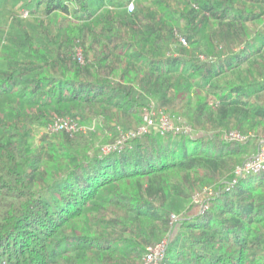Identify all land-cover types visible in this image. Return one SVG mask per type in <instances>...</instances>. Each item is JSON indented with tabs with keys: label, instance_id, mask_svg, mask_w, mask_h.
<instances>
[{
	"label": "trees",
	"instance_id": "obj_1",
	"mask_svg": "<svg viewBox=\"0 0 264 264\" xmlns=\"http://www.w3.org/2000/svg\"><path fill=\"white\" fill-rule=\"evenodd\" d=\"M151 104L190 129L124 139ZM260 126L264 0H0V264H143L169 234L161 264H264V172L224 137Z\"/></svg>",
	"mask_w": 264,
	"mask_h": 264
},
{
	"label": "built area",
	"instance_id": "obj_2",
	"mask_svg": "<svg viewBox=\"0 0 264 264\" xmlns=\"http://www.w3.org/2000/svg\"><path fill=\"white\" fill-rule=\"evenodd\" d=\"M135 4L130 1L127 5L128 11L132 12L134 10ZM181 42L186 44L184 38H180ZM81 59V53L79 52ZM159 123L161 132L164 133L170 130H180L181 128L172 125L169 118L164 110H157L156 107L151 104L150 111L144 115V122L136 130L130 131L126 134L125 138L136 137L138 135L145 134L149 131V128ZM67 131H77L81 129L79 124L70 118H59L53 124H51L47 130L49 132H57L61 130ZM225 139L231 141H243L248 139L250 136L248 134H243L238 130H230L225 132ZM110 148H108L109 150ZM264 172V139L261 140L257 146L256 151L240 166L235 170L237 176H245L249 174H257ZM236 179L233 180L235 182ZM213 186L205 187L204 193L211 195L213 193ZM201 193H197L193 196V202L198 205L202 210H206L209 205L207 202L200 198ZM179 219V216L175 213L171 214V224H174ZM168 243V236L162 239L160 242L147 247V250L143 257V264H161L164 258L166 247Z\"/></svg>",
	"mask_w": 264,
	"mask_h": 264
},
{
	"label": "rangeland",
	"instance_id": "obj_3",
	"mask_svg": "<svg viewBox=\"0 0 264 264\" xmlns=\"http://www.w3.org/2000/svg\"><path fill=\"white\" fill-rule=\"evenodd\" d=\"M23 14H24V16H27L28 13L27 12H24ZM149 111H150V109H148L146 111V113L149 112ZM167 116H168L169 121H170V123L172 125H174L176 127L178 126L180 128H183V127L189 128V125H190L189 118H188L185 110H182V113L180 114V117H173V116H171L170 113H167ZM262 127L263 126H260L255 131H248L247 133H245V134H248V136H250L249 137L250 138V143L251 144L253 143L252 144L253 146H251V149H249V152L247 154H244L243 155L242 158H244V160H247L256 151V146H258L259 142L264 139V132L262 131ZM45 128H46L45 126L36 127V129H35V142H36V144H39L40 137L43 135V133H45ZM81 129L86 130V131L93 130L94 129V124H90V125L85 126V127L82 126ZM108 148H109L108 145H105L103 147V149L106 150V151L108 150ZM197 193H201L200 194L201 195L200 198H203V200H206L208 198V194L204 193V189L203 188H201V189L198 188L193 193L192 196L196 195ZM188 204L190 205L191 202L189 201ZM187 206L188 205H186L185 207H187ZM192 208L193 209H191V210L192 211H195V212H198V211L201 210V208L198 205H196L195 203L192 205ZM169 235H166V237L169 236Z\"/></svg>",
	"mask_w": 264,
	"mask_h": 264
}]
</instances>
